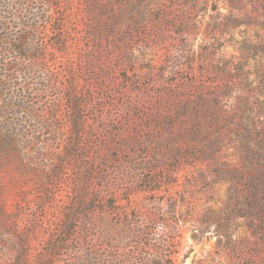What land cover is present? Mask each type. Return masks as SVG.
Returning a JSON list of instances; mask_svg holds the SVG:
<instances>
[{
  "label": "rangeland",
  "instance_id": "1",
  "mask_svg": "<svg viewBox=\"0 0 264 264\" xmlns=\"http://www.w3.org/2000/svg\"><path fill=\"white\" fill-rule=\"evenodd\" d=\"M263 179L264 0H0V264H264Z\"/></svg>",
  "mask_w": 264,
  "mask_h": 264
},
{
  "label": "trees",
  "instance_id": "2",
  "mask_svg": "<svg viewBox=\"0 0 264 264\" xmlns=\"http://www.w3.org/2000/svg\"><path fill=\"white\" fill-rule=\"evenodd\" d=\"M256 186L257 189L261 188V191L264 192V179L261 181V183H259V185ZM248 202L252 209L256 210L258 213H260L261 217L264 218V195L255 196L252 200H249ZM260 226L264 228V221L261 222ZM66 232L67 231H63L60 235H66L68 233ZM61 243L53 242L46 251V253L42 256V259L39 260L36 264H51L52 260L56 258L58 251L62 249L64 242ZM23 244V242H20V244H17L18 246H16L18 254L15 260V264H26V261L28 260V254ZM157 264H160V262H157Z\"/></svg>",
  "mask_w": 264,
  "mask_h": 264
}]
</instances>
